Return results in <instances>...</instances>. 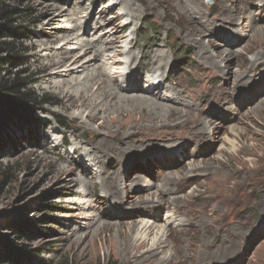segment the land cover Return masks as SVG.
Instances as JSON below:
<instances>
[{"label":"rangeland","instance_id":"rangeland-1","mask_svg":"<svg viewBox=\"0 0 264 264\" xmlns=\"http://www.w3.org/2000/svg\"><path fill=\"white\" fill-rule=\"evenodd\" d=\"M116 1L0 0V58L16 57L15 64L1 69L6 70L7 76L20 74L25 78L28 92L36 98L28 117L15 119L13 124L0 131V241L11 243L16 252H32L30 258L20 256L19 264H140L127 262V253L121 249L124 239L118 234V228L122 226L123 230H129L134 223L145 219V223L154 224L150 238L167 230L171 232L176 227L182 230L174 239L181 245L188 241L192 253L180 264H264V79H259L264 71V59L256 66L258 70H250L256 56L264 55V40L263 43L254 42L251 31L245 38L235 35L225 38L235 43L230 48L240 55L237 59L223 61V68L232 73L228 78L199 55L192 39L200 40V36L189 38L176 22L175 11H168L157 0H132V6L140 9L137 15L118 18L124 12L123 7L117 5L112 9L106 6ZM197 1L209 5L211 11L205 13L211 15L219 14L222 3H225L224 0ZM54 4L61 9L79 10L73 18L81 21L85 20L84 16L95 13L89 34L83 35L85 39L97 41L103 32L106 34L113 27L128 23L121 34L126 36L127 42L136 35L132 50L140 54L135 67L140 86H144L146 76L157 69L155 52L165 51L169 67L159 72L166 74V79L155 94L160 97L165 93L169 97L171 91H186L182 99L188 101L207 122L204 133L195 136L192 133L198 126L192 125L190 131L177 129L174 138L169 136L168 140L148 137L135 142L143 143V149L126 155L125 168H129L135 178L123 174L119 186L126 189L133 183L141 188L137 194L144 201H167L158 210L151 211L148 217L135 214V207L144 205L142 203L127 205L130 212L116 211L114 201L97 177L94 186L80 187L81 194H73L75 187L72 184L79 182L81 176L91 179L93 174L99 173V166L89 167L86 171L70 160L76 170L74 174L61 175L56 171L64 164V155L70 146L90 148L87 141L91 135L83 126L97 129L98 123L89 122L85 112L80 115L79 109L65 110L56 102L60 95L45 84L46 74L33 56L39 49L38 44L50 38L46 31L67 23L61 20L49 24L52 23L49 19L52 14L47 11ZM247 4L257 23L264 26V1L248 0ZM5 12L10 13L9 21L4 19ZM102 19L105 26L94 30L93 26ZM236 22L232 28L242 29L243 21L238 19ZM18 28L20 33H14ZM121 34L110 38L120 44ZM100 39L98 45L103 41ZM208 39L204 37L206 43ZM64 43L61 39L53 46ZM223 47L226 46L211 50L219 51ZM104 53L106 68L114 73L117 68L112 67V61L107 59L111 53ZM225 55L217 60L222 61ZM128 59V56L122 58L124 65L118 67L121 74L127 72ZM245 70H249V78L255 83L250 88L245 83L248 90H238L235 74H244ZM121 79L119 75L117 84H123ZM221 87L226 91L218 95L217 90ZM48 107L50 110H42ZM176 107L186 109L184 104ZM57 116L66 120L70 130L57 123ZM201 121L199 119L198 125ZM54 128L58 129L54 130L55 133L52 132ZM56 137L60 144L53 148L51 142ZM125 141L131 140L125 138ZM176 141L183 144L180 152L171 146ZM82 149L79 153H83ZM120 160L114 156L108 171L119 166ZM215 173L227 178V184L217 183L218 178L213 177ZM139 177L142 179L136 181ZM174 178L177 181L172 185L175 190L162 194L164 185ZM91 197L93 199L89 201ZM95 215L114 225L112 232L108 233L112 236L114 248L104 247L100 238L93 243L92 229L97 222L93 226L88 224ZM14 221L27 227L24 234L10 226ZM78 238L83 242H77ZM172 245L161 257L175 255ZM229 247L232 248L227 249ZM175 259L178 260L177 254Z\"/></svg>","mask_w":264,"mask_h":264},{"label":"bare ground","instance_id":"bare-ground-1","mask_svg":"<svg viewBox=\"0 0 264 264\" xmlns=\"http://www.w3.org/2000/svg\"><path fill=\"white\" fill-rule=\"evenodd\" d=\"M157 1L160 5L166 7L168 11L176 12V22L183 29L182 31L188 33L189 38L200 36V40L192 39L198 47L197 52L208 64L219 70L225 77L229 78L232 73L223 68V61L225 59H237L240 56L237 54L238 51L230 48L235 43L225 38L229 36L234 37V35L239 38H245L248 32L251 31L252 34L250 37H252L254 42L263 43L264 26L257 23L255 16L247 4L248 0H224L225 3L230 1L231 4L222 3L220 12L218 10L219 14L216 12V15H211V13L206 14L205 11H211L210 6L200 4L201 2L199 3L197 0ZM132 4V0H117L116 3L112 5L107 4L106 6H110L113 9L117 5H121L124 12L120 13L118 18H123L130 15L133 16L134 14L137 15L136 12L140 9L138 7L134 8ZM148 6H152V4H148ZM66 11L67 13H65ZM78 11L77 9H61L58 4H54L47 11L52 14L49 17L52 23L49 24H55L61 20L67 23L53 26L52 30L46 31V34L50 38L47 41L42 40L38 44L39 49L33 53V56L42 65L46 74L45 84L50 88H54L60 95L56 102H59L65 110L79 109L81 111L80 115H83L84 112L86 113V119L89 122L98 123L97 129L83 126L91 135V139L87 141L90 148L82 149L79 146H70L69 151L64 155V164L59 165L56 171L61 175L71 176L74 174L76 170L70 160L75 162V165L79 168L85 169L86 171H89V167L99 166V173L93 174L91 179L86 176H81L80 180H78L79 182L72 184L75 187L73 194H81L82 188L80 187L94 186V179L97 177L102 180L103 189L114 201V209L116 211L121 213L125 211L130 212L127 205L142 203L144 205L140 204L135 207V214L139 213L143 217H148L150 216V212L158 210L165 200H157L156 203H150V201H144L137 194L141 188L133 186V183L132 186L126 189H122L119 186L123 174L135 178L131 174V170L125 168L126 155L132 152L136 153L143 149L145 147L143 143L136 144L135 142L138 143L139 140L148 137L149 139L157 137L161 140H168L169 136L174 138L175 133H178L176 131L177 129L184 128L190 131L193 128L192 125L198 126L196 127L198 128L197 131H193L194 133L192 134L196 136L204 133L207 130V122H205V118L202 119L196 113L195 108L188 101L182 99V95L183 93H187L186 91L181 89L171 91L169 97H166L167 95L165 93L160 97L155 94V91L159 90L160 84L166 79V74H160L159 72L162 68L169 67V61L166 60L165 51L158 50L155 52L154 59L157 69L153 74L147 75L144 86H140L139 77L136 75L135 70L140 60V54L132 50L136 35L131 41L127 42L126 36L121 34L128 23L115 26L106 34L103 32L105 35L103 36L102 34V37H100L103 41L101 45H98L97 41L100 38L96 41L83 37V35L89 34V29L92 25L91 18L95 13H91L86 17L84 16L85 20L81 21L73 18ZM62 16H66L67 18L63 19L61 18ZM238 19L243 21L241 23L243 25V28H240L241 30L239 27L232 28ZM105 24V20L102 19L93 26V29L97 30L98 28H102ZM228 25L232 26L229 27ZM118 33L119 35L121 34L119 36L121 39L120 44L115 43V40L110 38L111 35ZM59 34H63L62 37ZM204 37H209L207 43L204 41ZM61 39L66 42L64 45L58 47L53 46ZM34 46L35 44H32V47ZM221 46L226 47H223L219 51L211 50L214 47ZM75 50L78 51L74 52ZM104 51L111 53L107 59L112 61V67L117 68L114 73L109 72L106 68V63L103 60L106 58ZM224 53L226 55L223 60L218 61L217 58H222ZM123 56H128L129 59L126 62L127 72L121 74L118 67L124 65V61L122 60ZM262 58L264 59V55H257L250 70L255 71L257 69L256 66L260 65ZM248 71L245 70L244 74H235V85H238V90H248V87H244L245 83H248L249 88L255 83L251 77L249 78ZM119 75L122 76L123 80H121L123 84H117L116 82L119 79ZM260 75L262 76L259 79L263 80L264 71ZM224 91L226 89L221 87L217 90L218 95L223 94ZM175 104H184L186 109L181 110ZM42 110L46 111L50 110V108H43ZM183 112H185V115L182 114ZM199 119L203 120L200 122V125H198ZM54 130L58 129L54 128L52 130L53 133H55ZM103 132L104 134H102ZM77 136V134L74 135L75 138ZM125 138L131 141H125ZM46 140L49 143V137ZM112 140L117 141L118 144ZM59 144L60 139L58 137L51 142L53 148H57ZM47 146L45 149L48 148ZM171 146L172 148H176L177 152H180L183 144L176 141L175 143H171ZM80 149L83 150V153H79L81 151ZM114 156L120 157V164L114 167L112 172H109L108 167L113 165L112 158ZM83 165L86 168H82ZM190 175L192 177V173ZM215 176L218 178L216 180L217 183L227 184V178H223L220 175L218 177L216 173L213 174V177ZM141 179L139 177L136 181ZM175 181L176 179L169 180L164 185L162 194L164 192L172 193L175 190L172 186L175 184ZM92 199L91 197L89 201ZM90 204L91 202L87 205L89 206ZM148 208L149 210H146ZM95 216L88 224V226H93L97 222V225L92 229L94 231L91 237L92 241L100 238L104 247L106 245L109 249L114 248L115 244L112 236L108 234L112 232L114 225L111 222L101 221L98 215ZM153 227L154 224H150L149 221L145 223V219H143L140 223H134L129 230H123L122 226L118 228V234L124 239V242H121V249L126 251L128 263L180 264L182 261L191 257L192 252L190 253V250L192 245L188 241L184 245H181L174 239V236L181 230L180 228L176 227L171 232L167 230L160 236L157 234L153 238H150ZM168 237H170V240ZM76 240L77 242H83L82 238ZM170 245L175 248V255H178L177 261H174L176 260L175 255L161 257ZM231 248L229 247L227 249Z\"/></svg>","mask_w":264,"mask_h":264},{"label":"trees","instance_id":"trees-1","mask_svg":"<svg viewBox=\"0 0 264 264\" xmlns=\"http://www.w3.org/2000/svg\"><path fill=\"white\" fill-rule=\"evenodd\" d=\"M9 12H5L4 19L9 21ZM152 29L151 26H148ZM21 29H16L14 33L19 34ZM26 34L24 38H26ZM16 62V57L6 56L0 58V131L6 129L14 123L15 119H25L29 116V112L36 101V98L28 92V85L24 82L25 78H22L20 74L6 75V70L1 69L5 65H13ZM8 77V78H6ZM34 83V82H33ZM57 123L70 130L64 118L57 116ZM69 145V142L65 143ZM51 207V206H49ZM20 234H24L27 230L26 226H23L21 222H12L10 224ZM26 256L30 258L32 252L18 250L16 252L13 245L6 241H0V262L1 263H12L19 264V257ZM20 257V258H21Z\"/></svg>","mask_w":264,"mask_h":264}]
</instances>
